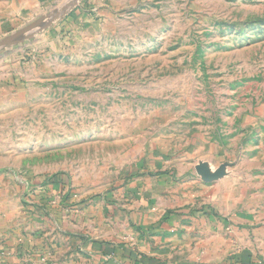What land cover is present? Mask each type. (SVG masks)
<instances>
[{
  "label": "rangeland",
  "instance_id": "obj_1",
  "mask_svg": "<svg viewBox=\"0 0 264 264\" xmlns=\"http://www.w3.org/2000/svg\"><path fill=\"white\" fill-rule=\"evenodd\" d=\"M72 1L0 0V215L13 183L263 177L264 0Z\"/></svg>",
  "mask_w": 264,
  "mask_h": 264
},
{
  "label": "crops",
  "instance_id": "obj_2",
  "mask_svg": "<svg viewBox=\"0 0 264 264\" xmlns=\"http://www.w3.org/2000/svg\"><path fill=\"white\" fill-rule=\"evenodd\" d=\"M26 1L9 4L13 18ZM193 166L181 182L163 169L97 196L63 195L52 180L27 202L13 183L0 264H264V173L244 180L210 168L204 178Z\"/></svg>",
  "mask_w": 264,
  "mask_h": 264
},
{
  "label": "water",
  "instance_id": "obj_3",
  "mask_svg": "<svg viewBox=\"0 0 264 264\" xmlns=\"http://www.w3.org/2000/svg\"><path fill=\"white\" fill-rule=\"evenodd\" d=\"M75 2H77V0H73L72 3H71V5L75 4ZM16 39H15V36H13V37H11V38L8 39L7 43L8 42H12L13 40H16ZM0 45H2V44H0ZM202 175H203L204 178H210L211 177V174L209 173V171L207 169H203L202 170Z\"/></svg>",
  "mask_w": 264,
  "mask_h": 264
}]
</instances>
